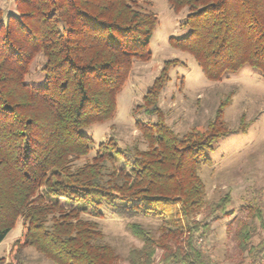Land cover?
Returning <instances> with one entry per match:
<instances>
[{"label":"trees","instance_id":"obj_1","mask_svg":"<svg viewBox=\"0 0 264 264\" xmlns=\"http://www.w3.org/2000/svg\"><path fill=\"white\" fill-rule=\"evenodd\" d=\"M153 1L14 0L15 14L0 16V242L18 219L23 228L14 262L0 257V264H27L26 248L50 264H154L157 249L159 264H212L198 239L206 242L210 220L227 213L231 198L208 201L200 173L218 139L245 129L243 118L235 128L224 119L232 93L203 128L175 131L160 106L178 63L167 59L132 108L146 117L135 120L145 147L120 146L114 135L94 146L81 131L114 118L133 62L151 59ZM166 1L174 13L187 9L181 24L190 28L168 44L190 55L207 80L249 66L264 81V0ZM39 53L43 86L25 81ZM103 206L162 223H128L141 245L121 258L96 221ZM253 228L243 224L237 234L241 251L255 256L264 253V237L254 244Z\"/></svg>","mask_w":264,"mask_h":264},{"label":"rangeland","instance_id":"obj_2","mask_svg":"<svg viewBox=\"0 0 264 264\" xmlns=\"http://www.w3.org/2000/svg\"><path fill=\"white\" fill-rule=\"evenodd\" d=\"M152 10L158 17V23L148 45L151 59L133 62L129 78L117 94L114 118L85 126L81 131L93 139L94 146L114 135L120 146L139 142L140 147H145L135 120L146 117L133 115L132 108L141 102L147 87L167 59H177L178 63L170 70V81L161 92L160 106L166 113L167 123L175 131L184 132L194 126L203 128L220 100L227 93H232L230 103L224 109V119L230 128H235L243 118L245 129L218 139L215 149L208 154L212 164L203 166L200 173L206 184L208 201L227 193L231 201L227 213L210 220L211 231L206 242L198 239V243L210 254L212 264H264L262 251L255 256L241 251L237 234L241 226L247 224L254 226V244L264 237V229L253 216L255 211L252 208L258 207L264 219V81L260 73L249 66L235 74L228 73L218 82L207 80L190 55L168 44L170 36L181 38L190 32L187 25L181 24L187 9L174 13L166 0H154ZM15 12L14 0H0L3 19ZM42 61V55L37 54L25 76L26 82L44 85V74L40 71ZM102 210L103 217L96 218V221L121 258L131 247L141 245V241L129 231L128 223L136 222L151 229H157L162 223L160 219L140 215L123 217L112 214L105 206ZM22 229L18 219L0 242V257H5L6 261L14 262L15 248L12 249V245L21 236ZM24 255L27 264H50L32 248H26ZM161 256L162 250L157 249L154 264L160 263Z\"/></svg>","mask_w":264,"mask_h":264}]
</instances>
